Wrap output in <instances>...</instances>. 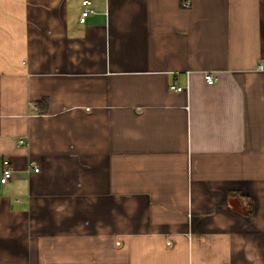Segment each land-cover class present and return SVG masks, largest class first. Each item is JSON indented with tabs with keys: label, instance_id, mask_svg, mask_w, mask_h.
<instances>
[{
	"label": "crops",
	"instance_id": "1",
	"mask_svg": "<svg viewBox=\"0 0 264 264\" xmlns=\"http://www.w3.org/2000/svg\"><path fill=\"white\" fill-rule=\"evenodd\" d=\"M82 1L0 0V264H264V0Z\"/></svg>",
	"mask_w": 264,
	"mask_h": 264
},
{
	"label": "built area",
	"instance_id": "2",
	"mask_svg": "<svg viewBox=\"0 0 264 264\" xmlns=\"http://www.w3.org/2000/svg\"><path fill=\"white\" fill-rule=\"evenodd\" d=\"M81 5L83 6V10L80 13L79 21L82 23L84 22L85 18L92 12V10L89 8L90 2L88 0H83L81 2ZM189 6L188 1L182 2V7L187 8ZM203 78L207 84H212L215 82V78L211 73H205L203 75ZM174 91H180L181 88L178 86H171L170 87ZM22 143V141H20ZM34 171H37L36 169ZM12 169L10 167V163L8 160H3L2 162V173H1V178L0 182L6 183L11 177H12Z\"/></svg>",
	"mask_w": 264,
	"mask_h": 264
},
{
	"label": "trees",
	"instance_id": "3",
	"mask_svg": "<svg viewBox=\"0 0 264 264\" xmlns=\"http://www.w3.org/2000/svg\"><path fill=\"white\" fill-rule=\"evenodd\" d=\"M227 199L231 210L243 214L245 216L252 215L253 213L252 203L248 199L244 198L242 194L238 192H231L228 194Z\"/></svg>",
	"mask_w": 264,
	"mask_h": 264
}]
</instances>
